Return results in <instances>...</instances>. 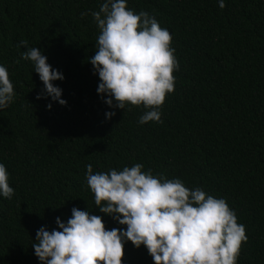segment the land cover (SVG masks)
Returning a JSON list of instances; mask_svg holds the SVG:
<instances>
[{"label":"trees","instance_id":"obj_1","mask_svg":"<svg viewBox=\"0 0 264 264\" xmlns=\"http://www.w3.org/2000/svg\"><path fill=\"white\" fill-rule=\"evenodd\" d=\"M103 2L0 0V65L16 93L0 109V163L15 190L0 195V264H42L37 230H62L56 218L67 222L74 207L108 230L126 229L95 205L86 166L95 174L136 163L225 199L248 237L237 264H264V0H225L223 9L218 0H127L169 30L179 62L163 123L145 124L143 105L112 108L97 91L88 58L100 29L91 13ZM22 40L28 45L17 47ZM28 47L63 73L53 83L66 105L37 99L44 84L21 56ZM124 247L123 264H154L144 245Z\"/></svg>","mask_w":264,"mask_h":264},{"label":"clouds","instance_id":"obj_2","mask_svg":"<svg viewBox=\"0 0 264 264\" xmlns=\"http://www.w3.org/2000/svg\"><path fill=\"white\" fill-rule=\"evenodd\" d=\"M218 5L223 9L225 0ZM91 14L100 29L97 51L88 58L100 78L98 93L102 99L107 94L104 102L112 108L143 105L148 110L140 124L163 123L160 109L175 91L174 72L179 68L169 30L148 12L129 9L127 0H104ZM27 45L22 40L17 47ZM21 56L33 63L44 84L37 99L50 96L66 105L62 89L53 83L65 77L42 50L28 47ZM15 94L7 68L0 65V109L8 107ZM114 115L106 113L109 119ZM86 167L95 205L126 229L108 230L101 216L74 207L67 222L56 218L62 230H37L32 246L42 264H123L128 240L137 248L144 245L154 264H237L248 237L225 199L199 187L190 189L180 178L144 172L140 163L95 174L91 164ZM14 192L8 170L0 163V195L11 199Z\"/></svg>","mask_w":264,"mask_h":264}]
</instances>
